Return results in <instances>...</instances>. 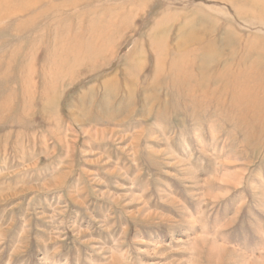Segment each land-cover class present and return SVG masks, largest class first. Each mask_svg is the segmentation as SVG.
Listing matches in <instances>:
<instances>
[{
    "label": "rangeland",
    "instance_id": "obj_1",
    "mask_svg": "<svg viewBox=\"0 0 264 264\" xmlns=\"http://www.w3.org/2000/svg\"><path fill=\"white\" fill-rule=\"evenodd\" d=\"M7 18L0 264H264V0Z\"/></svg>",
    "mask_w": 264,
    "mask_h": 264
},
{
    "label": "bare ground",
    "instance_id": "obj_2",
    "mask_svg": "<svg viewBox=\"0 0 264 264\" xmlns=\"http://www.w3.org/2000/svg\"><path fill=\"white\" fill-rule=\"evenodd\" d=\"M46 1L50 2L52 0H0V22L5 20L8 15L12 18L14 14L18 15L22 11L33 13L38 9V6L43 5V2ZM41 14L38 12V15ZM182 49L183 47H181Z\"/></svg>",
    "mask_w": 264,
    "mask_h": 264
}]
</instances>
